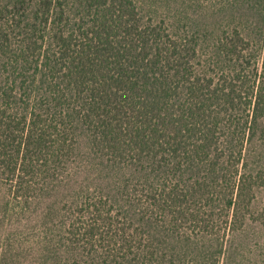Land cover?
Returning <instances> with one entry per match:
<instances>
[{
    "label": "trees",
    "instance_id": "obj_1",
    "mask_svg": "<svg viewBox=\"0 0 264 264\" xmlns=\"http://www.w3.org/2000/svg\"><path fill=\"white\" fill-rule=\"evenodd\" d=\"M262 186L264 0H0V264H221Z\"/></svg>",
    "mask_w": 264,
    "mask_h": 264
},
{
    "label": "rangeland",
    "instance_id": "obj_2",
    "mask_svg": "<svg viewBox=\"0 0 264 264\" xmlns=\"http://www.w3.org/2000/svg\"><path fill=\"white\" fill-rule=\"evenodd\" d=\"M262 205H264V186L256 192L251 210L253 217ZM26 218L28 222L36 221L32 217L26 216ZM16 221L24 223L19 218ZM5 232L10 230L6 229ZM230 245V255H224L221 264H264V221L259 222L251 217L247 219L235 233Z\"/></svg>",
    "mask_w": 264,
    "mask_h": 264
}]
</instances>
